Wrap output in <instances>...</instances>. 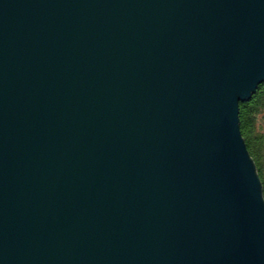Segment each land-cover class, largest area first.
<instances>
[{
	"label": "water",
	"instance_id": "obj_1",
	"mask_svg": "<svg viewBox=\"0 0 264 264\" xmlns=\"http://www.w3.org/2000/svg\"><path fill=\"white\" fill-rule=\"evenodd\" d=\"M263 82L264 0H0V264H264Z\"/></svg>",
	"mask_w": 264,
	"mask_h": 264
},
{
	"label": "trees",
	"instance_id": "obj_2",
	"mask_svg": "<svg viewBox=\"0 0 264 264\" xmlns=\"http://www.w3.org/2000/svg\"><path fill=\"white\" fill-rule=\"evenodd\" d=\"M240 131L255 164L264 196V82L239 105Z\"/></svg>",
	"mask_w": 264,
	"mask_h": 264
}]
</instances>
